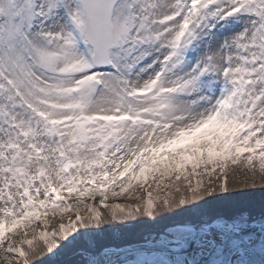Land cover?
<instances>
[{
	"label": "snow or ice",
	"instance_id": "snow-or-ice-1",
	"mask_svg": "<svg viewBox=\"0 0 264 264\" xmlns=\"http://www.w3.org/2000/svg\"><path fill=\"white\" fill-rule=\"evenodd\" d=\"M45 256L264 264V0H0V264Z\"/></svg>",
	"mask_w": 264,
	"mask_h": 264
},
{
	"label": "trees",
	"instance_id": "trees-1",
	"mask_svg": "<svg viewBox=\"0 0 264 264\" xmlns=\"http://www.w3.org/2000/svg\"><path fill=\"white\" fill-rule=\"evenodd\" d=\"M171 223H172V220L168 219L167 223H158V224H155V225H147V226H141V227L143 229H150V230H163L165 227H167ZM138 232H142V231L139 230ZM41 260H43L45 262V264H51V262L45 261V259H43V258L37 260V261L40 262L38 264H41Z\"/></svg>",
	"mask_w": 264,
	"mask_h": 264
},
{
	"label": "rangeland",
	"instance_id": "rangeland-1",
	"mask_svg": "<svg viewBox=\"0 0 264 264\" xmlns=\"http://www.w3.org/2000/svg\"><path fill=\"white\" fill-rule=\"evenodd\" d=\"M109 202H111V201H109ZM119 202L123 203L125 201L121 200ZM167 222H168V219H164V220H160L159 223H167ZM51 223H55V221L53 220V221H51ZM139 230H141L143 232V231H147V230H150V229H143L142 227H139L137 229H134L133 231L138 232ZM43 259H45V261H48L47 256L43 257ZM38 263H40V262L39 261L35 262V264H38Z\"/></svg>",
	"mask_w": 264,
	"mask_h": 264
}]
</instances>
